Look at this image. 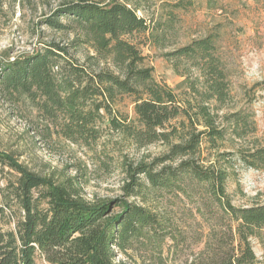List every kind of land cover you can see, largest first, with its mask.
Masks as SVG:
<instances>
[{"label":"trees","instance_id":"1","mask_svg":"<svg viewBox=\"0 0 264 264\" xmlns=\"http://www.w3.org/2000/svg\"><path fill=\"white\" fill-rule=\"evenodd\" d=\"M150 1L158 0H70L45 24L55 32L82 38L75 43H84L94 54L82 63L66 47L51 43L4 66L5 91L33 102L40 100L37 106L50 120L62 114V134L67 140L91 146L96 125L109 118L110 127L136 147L160 143L165 151L152 163L140 161L127 170L122 199L97 203L84 200L72 180L56 185L1 157L0 163L21 174L12 196L23 218L11 231H5L0 222V264H37L38 259L48 264H128L117 261L120 253L128 255L141 239L160 243L166 234L157 213L162 194L177 191L190 196L199 186L207 188L212 201L237 223L241 254H235L228 264L256 260L250 238L264 229V202L233 207L227 197L232 165L226 164L237 155L244 166L264 170V145L219 153L228 134L244 139L256 127L242 110L221 117L214 105L224 103L227 95L225 71L215 57L212 37L166 55L175 61L203 60L197 67V82L206 88L205 93L186 79L175 90L155 80L154 68L135 43V36L141 34L160 42L154 21L139 15ZM175 1L174 8L184 6ZM174 68L180 72L178 63ZM183 86L188 90L185 96L176 91ZM124 95L133 98L136 123L113 118L114 106ZM205 148L218 153L209 157L204 155ZM40 201L46 203L45 208ZM4 204L5 194L0 196V221Z\"/></svg>","mask_w":264,"mask_h":264},{"label":"rangeland","instance_id":"2","mask_svg":"<svg viewBox=\"0 0 264 264\" xmlns=\"http://www.w3.org/2000/svg\"><path fill=\"white\" fill-rule=\"evenodd\" d=\"M68 1L0 0V158L11 159L22 169L56 185L72 180L87 202L120 200L124 195L122 187L128 180L127 170L140 161L150 164L162 157L165 151L162 144L138 148L110 127L109 118L96 125V139L90 140L91 146L71 142L62 134L65 124L62 114L50 120L38 108L40 100L33 102L26 96H13L2 84V71L8 61L32 55L44 45L60 44L82 63L94 54L84 43H75L83 41L82 38L55 32L45 24ZM180 1L184 3L181 8H174L175 0L150 1L143 6L145 12L139 13L154 21L155 37L160 40L157 44L148 35L135 36L147 64L154 68L155 80L175 90L186 79L205 93L206 88L197 82V67L203 65V60L175 61L166 55L212 37L215 57L225 71L227 95L224 103L214 105L221 117L242 110L256 127L244 139L228 134L219 153L264 145V0ZM177 63L180 72L174 68ZM176 91L182 96L188 93L186 86ZM119 99L113 118L121 122L128 118L130 123H136L133 98L124 95ZM222 123L225 124V119ZM204 152L209 157L218 153L207 152L206 148ZM228 159L230 164L226 165L232 168L227 197L232 206L243 209L263 203L264 170L244 166L237 155ZM20 179L19 171L0 163V196L5 194L7 202L0 222L5 231L15 230L23 218L12 196ZM34 193L39 196L38 191ZM160 200L157 213L166 227L165 236L160 243L141 239L128 255L120 253L118 262L228 264L235 254H241L235 232L237 223L212 201L207 188H194L190 196L177 191L164 192ZM40 202L45 208L46 203ZM250 244L256 257L253 264H264V229L258 237L250 238ZM37 264L48 263L38 259Z\"/></svg>","mask_w":264,"mask_h":264}]
</instances>
